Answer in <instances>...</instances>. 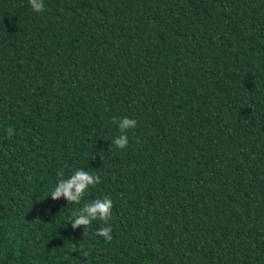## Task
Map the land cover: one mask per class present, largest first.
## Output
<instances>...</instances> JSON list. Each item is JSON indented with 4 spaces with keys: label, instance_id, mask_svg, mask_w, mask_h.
Instances as JSON below:
<instances>
[{
    "label": "trees",
    "instance_id": "trees-1",
    "mask_svg": "<svg viewBox=\"0 0 264 264\" xmlns=\"http://www.w3.org/2000/svg\"><path fill=\"white\" fill-rule=\"evenodd\" d=\"M45 5L0 0V264H264V0ZM103 196L111 241L67 223Z\"/></svg>",
    "mask_w": 264,
    "mask_h": 264
},
{
    "label": "clouds",
    "instance_id": "clouds-1",
    "mask_svg": "<svg viewBox=\"0 0 264 264\" xmlns=\"http://www.w3.org/2000/svg\"><path fill=\"white\" fill-rule=\"evenodd\" d=\"M28 4L31 10L37 14H42L46 9L45 0H28ZM114 122L120 130V134L111 140L110 147L114 145L117 149L123 150L129 143L127 132L137 126V120L124 116L119 120L114 118ZM100 182L98 175L83 169H76L66 178L60 174V178L57 179L47 198L50 197L53 201L63 199L72 206L80 205L88 191ZM112 209L113 201L107 196L84 201L67 223L71 225L74 231L83 227L84 233L94 222L102 224V227L95 229L94 235L103 238L105 241H111L113 232ZM82 255L85 258L84 264H87V251L83 250Z\"/></svg>",
    "mask_w": 264,
    "mask_h": 264
}]
</instances>
